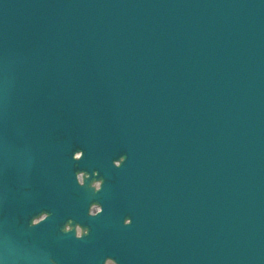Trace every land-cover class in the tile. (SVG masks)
<instances>
[{
    "label": "water",
    "instance_id": "obj_1",
    "mask_svg": "<svg viewBox=\"0 0 264 264\" xmlns=\"http://www.w3.org/2000/svg\"><path fill=\"white\" fill-rule=\"evenodd\" d=\"M78 167L111 215L86 214ZM106 256L264 264V0H0V264Z\"/></svg>",
    "mask_w": 264,
    "mask_h": 264
},
{
    "label": "snow or ice",
    "instance_id": "obj_2",
    "mask_svg": "<svg viewBox=\"0 0 264 264\" xmlns=\"http://www.w3.org/2000/svg\"><path fill=\"white\" fill-rule=\"evenodd\" d=\"M78 153V155L75 157V158H73V156H72V158L73 159H75V160H79V159H81L83 156H84V154H82L78 149H76V150H74L72 153ZM72 155V154H71ZM120 160L122 161V160H124V156L123 155H121L120 157ZM118 166H120V164H118ZM105 206H104V209L102 210V211H98V213L97 214H93L91 217H97L98 215H100V214H102L103 212H105ZM48 217V216H47ZM47 217H45V218H42L41 220H39V221H37V222H32V221H30V223L33 225V226H37V225H39L40 223H42V222H44L46 219H47ZM131 223V220H128V222H125L124 221V219H123V224L124 225H129ZM87 231H88V229L87 228H85V230H83L82 232H80V234L79 235H74L75 236V238H77V239H80V238H82L86 233H87Z\"/></svg>",
    "mask_w": 264,
    "mask_h": 264
},
{
    "label": "clouds",
    "instance_id": "obj_3",
    "mask_svg": "<svg viewBox=\"0 0 264 264\" xmlns=\"http://www.w3.org/2000/svg\"><path fill=\"white\" fill-rule=\"evenodd\" d=\"M80 233H79V230H77V235H79ZM107 264H112V261L111 260H107Z\"/></svg>",
    "mask_w": 264,
    "mask_h": 264
}]
</instances>
